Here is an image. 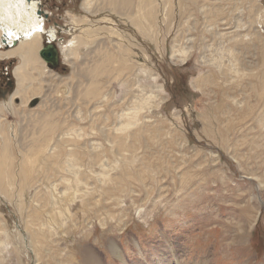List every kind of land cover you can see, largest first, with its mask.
<instances>
[{
  "label": "rangeland",
  "instance_id": "rangeland-1",
  "mask_svg": "<svg viewBox=\"0 0 264 264\" xmlns=\"http://www.w3.org/2000/svg\"><path fill=\"white\" fill-rule=\"evenodd\" d=\"M38 1L22 96L21 55L0 59V264H264V0ZM52 28L58 69L39 55ZM46 112L66 120L51 136Z\"/></svg>",
  "mask_w": 264,
  "mask_h": 264
},
{
  "label": "bare ground",
  "instance_id": "bare-ground-1",
  "mask_svg": "<svg viewBox=\"0 0 264 264\" xmlns=\"http://www.w3.org/2000/svg\"><path fill=\"white\" fill-rule=\"evenodd\" d=\"M92 1L93 0H84L83 1V7L85 9L89 10L90 9L89 5L90 6L92 5ZM109 3L112 5L113 10L116 8L119 9V7H122L123 10L128 12L130 0H109ZM40 8H41V1H38V0H31V1H28V0H0V45L3 42V38H7V40H9V42H13L14 40H18V43L16 45H13V46L11 44L9 45V46H12L13 48L8 49V51L0 50V59L4 60L6 58H12L14 56V54H16V53H18V55L19 54L21 55L20 56L21 57V63L18 64L14 68V73H15V76L17 77V80H18V82H17L18 88L15 90V95L22 96L24 94V92H27L29 90V86L26 85V83L28 81L31 82L30 81V79L32 78V75H31L32 70L31 69H33V67L35 66V61H36L35 55H34L35 48L39 45V41L42 39L43 32L45 30L43 22L45 20L44 14H46V13H44L43 15H40L39 11H42ZM129 12H130V10H129ZM8 32L13 33V36L11 38L7 36ZM46 32H48L47 35L49 36V40L53 41L54 39H57L56 30L54 28H52ZM0 49H1V47H0ZM104 64H105L104 57H102L101 61L97 62L95 66L90 68V72L93 75L106 72L107 69H105L106 66ZM33 72H34V69H33ZM83 91H84V95L86 97H93V98L96 97L99 94V88H98V83H97L96 79L92 78L90 80V82L88 83L87 88ZM32 92H33L32 93L33 95L38 93L37 91H34V90ZM13 98H14V96L11 99H13ZM2 105L0 106V113L5 107V105H4V107L2 108ZM53 112H52V116H54V114H56V113L53 114ZM38 117H39V120H38L39 122L37 124H39V127L42 130H43V128H47L48 136L50 134H53V133L55 134V132L59 129V127L61 125H62V127L65 126L64 123L66 122V120L64 122H62V124H60L58 121L59 119L56 118L54 120V118L50 117L47 114V112H46V114H39ZM1 118L2 117H0V133L2 134L1 136L4 139V143H3V147H0V191H6V185L5 184H6L7 177L9 176V174L12 170L13 156L11 157V155L8 154V150L10 148L9 147L10 141L8 139L5 140L6 137L11 138V134H6L3 131L4 127L2 125ZM121 119H125V121H120V125H122V128H120V127L116 128L115 131L117 130V132H119V134H122L123 136L128 137L129 136V133H128L129 129H131L130 127L132 126V116L127 115V119L126 118H121ZM45 123H47V124H45ZM32 125H34V124H32ZM42 130H40V131H42ZM70 133L71 132L66 133L68 135V137H69ZM119 134L117 135V138L123 139L119 136ZM61 138H63L65 140L64 137H61ZM63 144H65V142ZM57 146L58 145L56 144V147ZM26 162H23V165H22V174H21L22 178L21 179H22L23 183L27 182L29 180V176H28L29 166L27 164L28 162L27 163ZM70 165L73 167L74 161H73V164L71 162ZM75 170H76L75 172L79 174V171L77 169H75ZM109 245L111 246V248L115 247L111 242H109ZM89 254H91V255L86 259V261L88 263L100 264L99 259L96 258L97 256L95 257L91 252H89Z\"/></svg>",
  "mask_w": 264,
  "mask_h": 264
},
{
  "label": "water",
  "instance_id": "water-1",
  "mask_svg": "<svg viewBox=\"0 0 264 264\" xmlns=\"http://www.w3.org/2000/svg\"><path fill=\"white\" fill-rule=\"evenodd\" d=\"M28 1H31V0H28ZM42 12H43V10L39 11L40 14ZM44 16L47 18L48 17L47 13ZM17 43H18V40H14L13 42H9V40H7V38H3V44L6 47L9 46L10 44L16 45ZM1 46H2V44L0 45V47ZM39 55L48 64V66L50 68H53V69L60 68L61 63H62L61 49H60V46L57 44L56 41H50V40L45 41L44 44L39 49Z\"/></svg>",
  "mask_w": 264,
  "mask_h": 264
},
{
  "label": "flooded vegetation",
  "instance_id": "flooded-vegetation-1",
  "mask_svg": "<svg viewBox=\"0 0 264 264\" xmlns=\"http://www.w3.org/2000/svg\"><path fill=\"white\" fill-rule=\"evenodd\" d=\"M43 25H45V22H43ZM12 86L13 82H10L8 78L5 80L4 72H0V97L5 94L6 91H9Z\"/></svg>",
  "mask_w": 264,
  "mask_h": 264
},
{
  "label": "snow or ice",
  "instance_id": "snow-or-ice-1",
  "mask_svg": "<svg viewBox=\"0 0 264 264\" xmlns=\"http://www.w3.org/2000/svg\"><path fill=\"white\" fill-rule=\"evenodd\" d=\"M7 36L11 38L13 36V33L12 32H8Z\"/></svg>",
  "mask_w": 264,
  "mask_h": 264
},
{
  "label": "built area",
  "instance_id": "built-area-1",
  "mask_svg": "<svg viewBox=\"0 0 264 264\" xmlns=\"http://www.w3.org/2000/svg\"><path fill=\"white\" fill-rule=\"evenodd\" d=\"M48 37V36H47ZM49 40V38H47Z\"/></svg>",
  "mask_w": 264,
  "mask_h": 264
}]
</instances>
